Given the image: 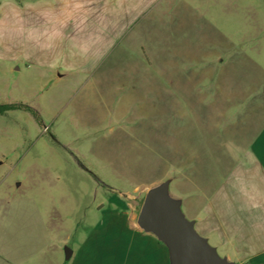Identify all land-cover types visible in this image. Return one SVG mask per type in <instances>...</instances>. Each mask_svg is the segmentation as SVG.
Returning <instances> with one entry per match:
<instances>
[{
    "label": "rangeland",
    "instance_id": "obj_1",
    "mask_svg": "<svg viewBox=\"0 0 264 264\" xmlns=\"http://www.w3.org/2000/svg\"><path fill=\"white\" fill-rule=\"evenodd\" d=\"M42 2L0 0V104L39 116L0 115V254L20 264L65 263L102 210L138 217L166 181L186 203L236 153L241 110L264 111V0L160 2L102 58Z\"/></svg>",
    "mask_w": 264,
    "mask_h": 264
},
{
    "label": "crops",
    "instance_id": "obj_2",
    "mask_svg": "<svg viewBox=\"0 0 264 264\" xmlns=\"http://www.w3.org/2000/svg\"><path fill=\"white\" fill-rule=\"evenodd\" d=\"M164 1L168 0H43L42 3L46 12L50 10V21L61 38L78 46L82 44L83 54L94 52L102 58L116 39L131 31L149 10ZM15 5L20 7L19 3ZM140 23L141 29L146 28V22ZM232 102L244 101L241 97ZM255 103L250 109L241 110L237 117L235 135L239 137L232 143L234 148L225 147L236 153L217 160L214 166L219 171H214L211 180L202 185L194 182L193 193L186 203L182 201L196 231L222 257L235 264H264V111L260 103ZM102 211L103 221L92 238L78 250H72L70 260L55 263L171 264L167 246L140 228L133 208ZM3 248L0 264H20L13 245L9 250ZM41 261L40 264H52L49 258L43 257Z\"/></svg>",
    "mask_w": 264,
    "mask_h": 264
},
{
    "label": "water",
    "instance_id": "obj_3",
    "mask_svg": "<svg viewBox=\"0 0 264 264\" xmlns=\"http://www.w3.org/2000/svg\"><path fill=\"white\" fill-rule=\"evenodd\" d=\"M137 223L167 246L171 264H235L196 231L195 222L182 211V201L170 195L168 181L147 193ZM71 256L66 248L65 259Z\"/></svg>",
    "mask_w": 264,
    "mask_h": 264
},
{
    "label": "trees",
    "instance_id": "obj_4",
    "mask_svg": "<svg viewBox=\"0 0 264 264\" xmlns=\"http://www.w3.org/2000/svg\"><path fill=\"white\" fill-rule=\"evenodd\" d=\"M25 110L28 112H31L32 114L35 115V117L37 119H39V116L37 114V112L30 106L25 105V104H18V103H3L0 104V115H4L6 114L8 111H12V110Z\"/></svg>",
    "mask_w": 264,
    "mask_h": 264
}]
</instances>
